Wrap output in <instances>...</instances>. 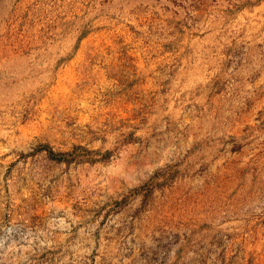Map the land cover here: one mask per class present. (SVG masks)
Instances as JSON below:
<instances>
[{"label":"rangeland","instance_id":"374dc122","mask_svg":"<svg viewBox=\"0 0 264 264\" xmlns=\"http://www.w3.org/2000/svg\"><path fill=\"white\" fill-rule=\"evenodd\" d=\"M0 264H264V0H0Z\"/></svg>","mask_w":264,"mask_h":264},{"label":"trees","instance_id":"16d2710c","mask_svg":"<svg viewBox=\"0 0 264 264\" xmlns=\"http://www.w3.org/2000/svg\"><path fill=\"white\" fill-rule=\"evenodd\" d=\"M45 150L50 157H53L56 160H62L63 155H66V153H62V152H58L57 154L53 153L49 148H47V146H46Z\"/></svg>","mask_w":264,"mask_h":264}]
</instances>
